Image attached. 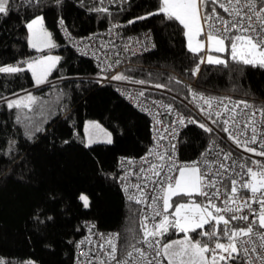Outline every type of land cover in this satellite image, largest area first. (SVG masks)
<instances>
[{"label":"trees","instance_id":"trees-1","mask_svg":"<svg viewBox=\"0 0 264 264\" xmlns=\"http://www.w3.org/2000/svg\"><path fill=\"white\" fill-rule=\"evenodd\" d=\"M12 5L7 16H0V64L7 59L18 61L30 52L25 21L39 13L57 42L60 60L39 86L28 69L0 73V96L11 100L30 90L36 98L31 108L20 109H9L0 100V258L7 264H73L84 219H92L103 233L117 231L122 254L129 242H135L133 232L139 233L142 216L139 204L121 191L116 164L121 155L145 153L150 143L149 118L109 83H98L93 60L64 44L57 23L63 20L76 35L117 21L124 22L123 32L150 30L155 49L135 57L139 66H127L121 74L166 85L165 91L155 93L170 99L189 98L192 88L182 77L195 80L193 89L264 99V67L239 64L229 57L227 65L201 63L193 75L198 59L188 50L183 26L163 14L149 15L157 11L158 0H104L103 4L99 0H12ZM102 7L108 12L96 11ZM210 10L209 6L203 12ZM14 49L26 52L15 57ZM87 118L97 119L112 132L111 143L85 141ZM209 118L211 125L206 127L211 132L201 128L200 122L181 132L183 161L194 159L210 140L228 138L220 130L222 125ZM228 141L227 147L250 164L264 162V156ZM82 193L89 197L88 207L79 199ZM232 225L241 226L234 221ZM175 235L170 230L168 238Z\"/></svg>","mask_w":264,"mask_h":264},{"label":"snow or ice","instance_id":"snow-or-ice-1","mask_svg":"<svg viewBox=\"0 0 264 264\" xmlns=\"http://www.w3.org/2000/svg\"><path fill=\"white\" fill-rule=\"evenodd\" d=\"M101 4L104 0H99ZM112 0H109L111 3ZM59 3V0H57ZM223 9L225 13L231 16V19H224L216 10V6ZM211 7L210 12H203L206 7ZM13 9L12 0H0V16H7ZM96 11L108 12L107 8H97ZM203 12V14H202ZM163 14L167 20H175L187 31L188 50L193 53L198 63L193 70V75L199 72L201 63L227 65L228 61L220 57L208 55L206 58L199 56V53L205 49V42L199 39L202 35L206 36L208 51L217 53L228 52L230 60L243 65L253 67H264V0H158V9L149 15ZM110 15V13H109ZM139 17L138 19H145ZM203 21V24L201 23ZM134 21H129L133 23ZM217 22L223 25V28L217 27ZM63 24V20L60 21ZM204 25H207L205 33ZM118 25H113L117 27ZM30 33L28 43L30 47L41 51L44 48H54L56 44L52 40V35L44 26V18L36 16L26 24ZM66 31V30H65ZM228 42L227 45L225 42ZM58 56H44L40 59L27 63V69L31 71L35 78V84L44 83L51 70L59 62ZM114 63H119L115 61ZM111 67V65H109ZM25 71L18 65L0 66V73L17 74ZM113 80L128 79L123 74H116L111 77ZM134 83L143 84L145 81H133ZM157 88L166 87V85L157 84ZM141 91L139 96H143ZM193 99L203 101L208 109L212 108L215 97L206 98L202 95L193 93ZM4 100L7 108L20 109L31 108L36 103V98L31 93L19 97L15 100ZM222 103V101H221ZM244 108H252L246 101H241ZM239 105H235L238 107ZM171 111V106H167ZM225 110L227 107L225 106ZM259 114L264 117V108L252 112L245 125L239 133L234 134L229 131L225 125L229 120L234 121V117H229L223 121L220 130L228 133V138L236 144L243 147L245 151L257 156H264V131L257 132V122L255 116ZM211 117V111L206 113ZM221 113L217 112L219 117ZM20 117L17 116L19 122ZM183 118H179L178 123L183 124ZM195 123V121H190ZM213 123H219L214 120ZM99 128V125H93ZM207 132L212 129L199 125ZM264 128V120L259 124ZM247 129H250L251 135H247ZM107 143H111L110 134L105 133ZM240 136L246 138L241 140ZM260 140L261 151L251 147ZM161 139L163 137L161 136ZM92 143L89 139V144ZM215 143V141L213 142ZM222 159L216 161L218 167L215 171L208 165L207 159L193 161L189 164L178 165L173 157H168L167 171L161 177L165 164H153L149 169H140V173L151 172L147 179L152 181L154 194L149 195L145 191V186L140 184L130 185L137 190L136 193L130 194L129 199L135 200L137 204L145 205L151 211L143 214L140 221L139 233L133 232L132 240L127 247L123 249L122 255L117 257V239L119 234H109L107 237L101 236L104 243L99 245L104 258L100 254L96 255V264H264V162L253 161L257 170L247 166V162L237 165L233 160L232 165H225L224 161L232 158V153L224 152ZM149 154H153L150 150ZM162 162L165 160L163 154H156ZM220 156V153H217ZM145 162L146 158H145ZM131 163V162H129ZM239 167L241 173H237L240 179L228 177L230 183L224 184V191L218 185L223 184L225 172L228 168ZM155 176L158 179L152 180ZM249 179L245 180L243 177ZM218 177L219 179H216ZM241 193L244 198L240 207H235L238 200L241 199ZM193 195L203 197L201 202H174L173 197ZM221 195L225 196L222 201L224 207H218L214 202ZM79 199L83 202L84 207H88L89 200L86 195H81ZM162 201V204L159 202ZM258 205L253 208L252 205ZM173 209V211H169ZM247 209L251 214L244 213ZM222 213H230L227 218ZM159 218V219H157ZM232 221H244L243 227L232 225ZM207 226V227H205ZM170 230L173 233H183L179 239H170L168 235ZM132 231V230H130ZM194 234V235H193ZM90 243L91 241H86ZM84 243V242H82ZM137 245H140L139 247ZM83 255L88 256L85 252ZM0 264L7 262L0 258ZM25 264H33L32 261H26ZM87 264H93L90 257Z\"/></svg>","mask_w":264,"mask_h":264},{"label":"built area","instance_id":"built-area-1","mask_svg":"<svg viewBox=\"0 0 264 264\" xmlns=\"http://www.w3.org/2000/svg\"><path fill=\"white\" fill-rule=\"evenodd\" d=\"M29 1V0H25ZM220 16L224 19H231V16L228 13H225L223 9H216ZM211 11V10H210ZM208 11V12H210ZM203 14V12H202ZM203 24V21H201ZM113 25H118L113 27ZM124 22H111L106 25L103 29H97L92 32L86 33L84 35H76L73 31L68 29L64 23L61 24L60 21L57 23L58 30L61 34L64 44L71 46L74 51L83 57H88L93 60V64L98 71L97 81L99 84L109 83L113 89H115L118 94L140 112L144 113L149 118L150 122V143L149 147L139 156L133 155H121L117 159V174H118V183L120 185L121 191L124 195L129 198L130 194L136 193L137 190L130 185L140 184L142 187L147 186L145 191L149 195L154 194V188L152 181L148 180L147 177L151 176V172L140 173V169L145 170L149 169L151 165H159L161 163L165 164L163 171L161 172V177L164 175V172L167 171V161L168 157H173L175 162L178 165L189 164L193 161H200L202 159H207L208 165L211 166L212 170L215 171L218 167L219 159H222L223 152L220 150L223 149L224 152H231L232 158L224 161L225 165H232L233 160L236 161V164H242L247 162V166L252 167L253 170H257L256 165L248 162L242 155H239L232 150H230L227 145L230 143L228 138L222 135V141L215 139L207 142L205 147L200 151V153L191 161H183L180 158L179 154V137L181 132L188 126L194 123L190 121L200 122L205 124V126H210L211 121L209 116L206 114L211 111V117L215 120H219V123L223 125V121L229 119V117H234L233 120H229V124L225 125L229 128V131L237 134L241 129H245L248 116L261 108H264V99H254L252 97H246L242 94H237L233 91L218 90V91H208V90H198L195 87V80L182 77V79L188 84L190 88V96L187 99L176 96V99H170L167 96L160 95L155 92L165 91L162 88H157L153 84L148 83H134L133 81L138 80H113L111 77L116 74H121L123 68L127 66H139L134 59L135 57L150 52L155 49V41L152 35V32L148 29L140 31H130L123 32ZM217 27L223 28L219 22H217ZM66 30V31H65ZM205 33L207 32V25H204ZM206 37L205 35H203ZM32 52H29L23 58L19 59L17 63L27 62L30 59ZM119 61V63H114ZM22 64V63H20ZM111 65V67H109ZM192 86V87H191ZM143 91L144 95L139 96V93ZM193 93L202 95L206 98L215 97V101L211 109H208L207 105L203 104V101L193 99ZM222 101V103H221ZM241 101H246L249 105H252V108H244V105L240 103ZM235 105H239L233 108ZM167 106H171V111L168 110ZM225 106L227 110H225ZM219 112L221 115L216 116V113ZM183 118V124L178 123L179 118ZM264 120L259 112L255 116V121L257 122L258 128L257 132L260 133L264 131V128L259 127L260 122ZM247 135H251L250 129H247ZM161 136L163 139H161ZM245 136H240V139H245ZM215 141V143H213ZM251 147L260 148V140ZM152 150L153 154H149ZM217 153H220V156H217ZM156 154H163L165 160L162 162L158 159ZM251 156H254L250 154ZM255 157V156H254ZM145 158L146 161L145 162ZM131 162V163H129ZM237 173H241V169L237 166L234 169L229 167L228 171L225 172V179L223 184L218 185L221 187L223 192L225 189L224 184H229L230 181L228 177H233L240 179V176H237ZM245 180L249 177L244 176ZM158 179L153 176L152 180ZM216 179H219L216 177ZM244 198V194L241 193V199L237 201L235 207H240L241 202ZM201 199L204 200L203 197ZM225 199L224 195H221L219 199L214 202L218 207H224L222 201ZM135 201V200H133ZM162 204V201L159 202ZM141 209V216L143 214H148L151 209L148 208L147 204H139ZM253 208H257L258 205L253 204ZM248 213V210L245 209L244 213H236L237 215H242ZM227 218L230 213H222ZM249 218L252 219L251 214ZM143 219V216H142ZM159 219V218H157ZM240 223L243 227L245 225L244 221H234ZM84 232L79 237L75 250L73 264H87L88 259L91 257L93 259V264H96V255L100 254V258L103 259V253L99 248V245L104 243V240L101 239V236L107 237L109 234H118L117 231H109L103 233L98 230L97 225L92 219H84L81 221ZM119 239V236H118ZM118 239L116 241L118 245ZM86 241H91L90 243ZM84 242V243H82ZM138 247L140 245H137ZM118 248V247H117ZM87 252L88 256L83 255ZM122 254L118 253L117 257L119 258ZM115 264V262H113Z\"/></svg>","mask_w":264,"mask_h":264},{"label":"rangeland","instance_id":"rangeland-1","mask_svg":"<svg viewBox=\"0 0 264 264\" xmlns=\"http://www.w3.org/2000/svg\"><path fill=\"white\" fill-rule=\"evenodd\" d=\"M36 16H42V14L39 13V14L33 16L32 18L26 20L25 21V26H26V24L28 22H30ZM45 28H46V26H45ZM26 30H27V42H28V39L30 37V33H29L27 27H26ZM47 31L49 32L48 29H47ZM186 31L187 30L184 29V33ZM185 38H186V44H187L188 41H187L186 35H185ZM199 39H201V40H203L205 42V49L202 51L201 56H203V57L206 58L208 55H212V56H215V57H220V58L225 59V60H227L229 58V53L228 52H224V53H217L215 51L209 52L208 51V45H207L206 37H204L202 35ZM52 40H53V42L55 44H57L56 40L53 37H52ZM226 45H227V43H226ZM28 48H29V51L32 52V54L30 56V59L27 60V62H31V61L36 60V59H40L41 57H44V56H54V57L55 56H58L59 57V53L55 51V47L54 48H50V49L49 48H44L41 51H37L36 49L30 47V45L28 43ZM18 64H19V66L23 67L24 69H27V63H22V64H20V63H13V64L12 63H4V64H0V66L18 65ZM53 69L51 70V72L53 71ZM51 72H50V74H51ZM48 76H47V78H48ZM32 77H33V75H32ZM33 80H34V85L35 86H39V85H36L35 84V78L34 77H33ZM29 93H31V95L34 97V94L30 90H27V91H24L22 93H19V94H16V95L12 96L11 100H15V99H17L19 97L26 96ZM93 125H99V128H96ZM83 132H84V138H85V141L86 142H89V139H91L92 142L93 141H103V142H106L107 141V137H106L105 133L110 134V138H111V141H112V132L107 127H105L101 122H99L97 119L87 118L84 121ZM82 194L87 196L86 193H82ZM88 200H89V197H88ZM172 200L174 202L178 201L180 203L191 202V201H195V202H201V201H203L199 196H195V195H193L191 197H187V196H183V195L176 196V197H173ZM169 211L171 212V211H173V209H170ZM183 235H184L183 233H176V235L175 236H172L170 239H173V240L179 239ZM221 264H223V262H221Z\"/></svg>","mask_w":264,"mask_h":264},{"label":"crops","instance_id":"crops-1","mask_svg":"<svg viewBox=\"0 0 264 264\" xmlns=\"http://www.w3.org/2000/svg\"><path fill=\"white\" fill-rule=\"evenodd\" d=\"M15 51H14V53H13V56H15V57H19V56H21V57H23V55L25 54V52H26V49H14ZM14 57V58H15ZM4 63H17V61H13L12 62V60H9V59H7V60H5V61H3L2 62V64H4Z\"/></svg>","mask_w":264,"mask_h":264}]
</instances>
